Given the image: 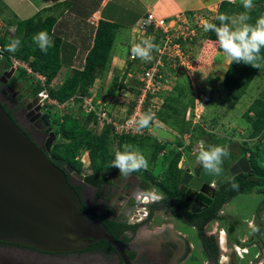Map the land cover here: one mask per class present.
<instances>
[{
  "label": "rangeland",
  "instance_id": "obj_1",
  "mask_svg": "<svg viewBox=\"0 0 264 264\" xmlns=\"http://www.w3.org/2000/svg\"><path fill=\"white\" fill-rule=\"evenodd\" d=\"M228 1L238 2L244 0ZM20 2L23 3L22 1ZM254 5L255 0H252L251 7ZM248 10L249 8H247L246 11ZM5 11L6 10L0 3V16L3 15L1 20L4 23L0 26V36L4 33L13 32L11 29V20H5L7 19L4 17V15H7L4 14L6 13ZM217 11L218 7L214 10L197 13V17L191 18V22H188V24L197 28L196 32H198L197 36H199L197 41H192L190 52L184 53L185 57L182 59L184 63L191 60V69H163L164 78L168 81L167 88L164 87V91L162 92V96H165L163 104L156 113V120L153 122L149 121L152 126L149 128L150 132L148 136H144V138L140 139V142L133 144V148L138 149L148 161V167L141 168L140 171H149L152 173L156 178L157 184L163 180L167 164L175 153H180L178 162V167H180V165L183 166V164L190 162V160H194L193 158H196L201 147L203 148V146H205L203 142L201 147L198 144V141H201L198 135L199 127L203 128L204 133L208 135V144L226 146L229 152L238 153L242 147L244 149L253 150L258 146L260 148V164L264 167V131L262 136L249 139L248 133L250 127L243 116L249 105L256 98L260 97L261 93L264 91V62L260 65L245 92L241 94L240 99L233 103L231 100V103H228L225 97L229 92L224 88L223 84H221L225 68L219 70L221 74H217V70L213 65L215 61L214 57H216V60L218 56L223 58L224 60L222 61L226 68L230 60L224 55L223 49L219 43H206L203 36V24H200L202 25L201 27L198 26L202 20L211 22L216 17ZM37 14L39 13L33 16L31 15L29 18L35 17ZM238 16L239 14L235 13L231 18L235 19ZM25 19H28V17ZM201 35L203 37H201ZM117 36L115 42L117 41ZM140 42L141 40H139V43ZM136 43H138V40H136ZM12 53L13 52H10V54ZM150 55L151 59H145L147 62H151L154 59L153 51H151ZM2 59H6V57H2ZM143 66L136 64V74L141 71L140 68ZM66 75L65 69H61L50 86L56 89ZM111 78L112 83L110 86L107 85L109 88V91L106 92L107 94H103V92L101 94L99 93V90L103 87L100 81L97 82L95 86L97 87L95 88L96 90L91 91V93L103 101H106L109 96L114 97L118 92L119 78H115L113 75H111ZM29 80V82L36 85L33 79L29 78ZM176 86L182 87V91L178 92L180 93L178 96H175ZM132 88L133 92L129 91L130 89L128 88L131 95L124 96L126 100L121 102L117 107V113L120 117H124L128 114L131 103L135 98L136 88ZM120 100L121 97L118 101ZM165 100H169V103L165 104ZM42 104L43 108L50 113L53 119L59 120L64 114H72L78 117L80 122L83 121L80 116L83 114L80 103H75L73 101L71 103H66L61 108L49 106L45 101ZM145 111L148 113L147 109H145ZM95 124L96 126L93 127ZM95 124L90 122L88 128L93 127L97 134L101 133L104 126L98 125L97 123ZM58 141L57 136L56 142ZM158 143L163 144V148L158 152L157 157L152 159L151 154L154 151L155 145ZM79 160L82 163L81 174H91L88 168L89 159L86 151L81 152ZM194 161L196 162L197 160ZM222 168L223 172L217 175L219 182L226 181L230 177L228 172L229 167H227L224 162ZM170 215L171 211L168 209L163 211V213L157 214L158 217L161 216L165 218H168ZM220 215L222 217L219 220L218 229L223 228L227 234L229 233L230 235H228L229 237L227 239V249L221 251V256H224L222 260L223 264H264V202L262 189H256L250 194L232 197L225 204ZM160 221L162 222L164 220L160 219ZM177 226L178 224L175 227ZM250 236L254 237L253 247H240L235 243L237 240L248 243ZM237 243L239 244L241 242ZM233 244L234 247L236 246L238 248H236V250L240 256L239 258H237L236 253L233 252ZM201 258L202 256H199L198 264H204L206 262L205 259L201 260Z\"/></svg>",
  "mask_w": 264,
  "mask_h": 264
},
{
  "label": "flooded vegetation",
  "instance_id": "obj_2",
  "mask_svg": "<svg viewBox=\"0 0 264 264\" xmlns=\"http://www.w3.org/2000/svg\"><path fill=\"white\" fill-rule=\"evenodd\" d=\"M10 68L7 60L0 56V106L39 148L45 150L49 133L54 131L53 118L40 100L36 104L32 102L40 96L33 94L30 82L21 79L18 69L15 68L9 77ZM38 105L40 108L36 109ZM201 167L194 160L180 165L182 175L186 171L192 175ZM76 173L82 175L81 172ZM82 176H89L90 179L85 182L66 173L68 183L80 199L81 208L106 226L132 264H198L199 256H202L201 260L205 259L204 264H223L221 251L227 249L229 236L223 228L218 229L222 210L218 212L217 219L203 220L208 208L213 205L215 193L206 204L196 198L194 189L181 183L179 194L174 197L163 194L156 185L135 173L127 177L114 174L106 181L94 173ZM215 176L216 192L221 182ZM191 180L189 177L188 182ZM140 188L158 190L162 197L145 202L143 194L138 192ZM135 191L142 195L139 200L133 196ZM181 206L186 210H182ZM167 209L171 211L168 218L157 216ZM128 215L135 216L131 224L128 223ZM220 238H223V243ZM236 248L233 246V252L238 255ZM0 264L124 263L105 241H97L85 249L71 252H49L0 241Z\"/></svg>",
  "mask_w": 264,
  "mask_h": 264
},
{
  "label": "trees",
  "instance_id": "obj_3",
  "mask_svg": "<svg viewBox=\"0 0 264 264\" xmlns=\"http://www.w3.org/2000/svg\"><path fill=\"white\" fill-rule=\"evenodd\" d=\"M246 10L247 8L244 7V1L231 2L223 0L218 5L216 17L210 23L220 26V21L217 19L220 14L231 17L233 14L238 13L239 15L246 14L249 17L247 23L255 25L257 19L264 16V0H255V5L250 7L248 11ZM189 15L190 14H188L186 18H188ZM55 22V17L49 16L41 18L39 14L35 17L18 21L12 33H4L0 36V47L3 52L0 56L6 57L8 66L12 67L9 56H13L26 62L34 72L43 75L46 79L44 89L48 97L56 100L59 104L68 103L70 99H73L75 103H80L81 99L79 97L89 94V90L93 86L94 81L101 75H104V71L108 67L118 24L106 16L99 18L93 36L92 47L88 50L81 69L73 70L56 89H53L50 84L57 76L61 66L68 60L66 58L67 48L71 51L72 47L67 46V43L61 41L59 38H54L51 46L45 53L39 49L38 45L33 41V37L40 31H46L50 36ZM225 23H228V21H225ZM203 36L209 43H218V37L214 31L204 32ZM203 36L201 35V37ZM15 39H19L21 43L12 55L6 48L7 45ZM153 43L156 45L157 40ZM69 50H67V54L70 53ZM263 62L264 48H261L258 59L255 61V67L250 64H244L242 61L233 62L230 60L221 81V84H223L224 88L229 92L225 97L228 103H231V100L233 103L240 99L241 94L245 92ZM18 70L21 79L29 83V77L24 70ZM31 83L32 82H30V85L32 86L33 94L36 95L43 90L38 83H36V85ZM122 86L123 85L120 84V88ZM176 88L175 96H178V94L180 95L178 92L182 91V87L177 86ZM130 89L133 91L132 87ZM168 103L169 100H165V104ZM131 107L132 105L130 109ZM6 113L8 114V112ZM80 116L83 119L82 122H80L78 117L72 114H64L59 120L53 119L54 133L58 136L59 141H55L49 156L66 161L67 164L79 173L82 170V163L79 160V155L82 151H86L89 159L88 168L91 173L98 174L102 181H106L111 175L120 173L118 169L111 166L116 151H123L127 145L133 147V144L140 142V139L144 138V136H148V134L143 136H115L108 126H104L102 132L97 134L93 128L96 126L93 117L83 114ZM243 116L250 127L248 138L252 139L262 136L264 131V91L261 93L260 97L256 98L249 105ZM90 122L95 125L88 128ZM198 135L205 146L210 145L208 144V135L204 133L203 128H198ZM162 148L163 144L158 143L155 145L154 151L151 154L152 159L157 157L158 152ZM229 153V156L224 160L227 167H230L239 158L246 156L251 172L230 176L226 181L221 182L215 192L213 205L208 208V212L203 220L217 219L218 212L224 208L225 204L232 197L250 194L256 189H262L264 202V167L260 164V148L256 146L251 150L242 147L238 153ZM179 158L180 153L177 152L169 160L164 178L158 184L156 183L155 176L149 171L138 170L133 173L149 180L154 186L156 185L163 194L175 197L176 194H179V184L183 172V169L178 167ZM193 159L196 160V158ZM181 209L186 210L184 206H181ZM221 217L220 215V219ZM200 226L201 224L198 226L199 230ZM201 237L204 239L202 234ZM253 239L254 237L250 236L248 243L238 240L235 241V243L240 247L247 246L249 248L250 246H254ZM237 242L241 243L238 244ZM236 256L239 258L237 254Z\"/></svg>",
  "mask_w": 264,
  "mask_h": 264
},
{
  "label": "water",
  "instance_id": "obj_4",
  "mask_svg": "<svg viewBox=\"0 0 264 264\" xmlns=\"http://www.w3.org/2000/svg\"><path fill=\"white\" fill-rule=\"evenodd\" d=\"M14 69L10 68L9 77ZM39 100L37 96L32 102ZM56 139L51 131L42 150L0 106V241L49 252L77 251L105 241L124 264H132L106 226L81 208L66 173L85 182L90 177L77 174L64 160L49 157ZM228 172L230 176L251 172L247 157L239 158ZM215 181L216 176L202 167L192 175L186 171L180 179L206 204L214 196Z\"/></svg>",
  "mask_w": 264,
  "mask_h": 264
},
{
  "label": "crops",
  "instance_id": "obj_5",
  "mask_svg": "<svg viewBox=\"0 0 264 264\" xmlns=\"http://www.w3.org/2000/svg\"><path fill=\"white\" fill-rule=\"evenodd\" d=\"M221 1L223 0H0V3L6 10L4 14L7 15H4V17L7 19L5 20H11L12 22V31H14L18 21L24 20L26 17L29 18V16L36 13L41 14V18L55 17L56 22L50 35L51 41L54 38H59L67 43V46L72 47L71 51L67 48L70 52L67 54L66 50L68 60L60 68V70L65 69V75L67 74L65 78L73 70L81 69L84 58L92 47L98 19L106 16L117 23L118 29L116 30L115 39L117 34L118 38L116 42L114 40L110 62L104 71L105 76L101 75L97 78L89 91L96 90L97 87L95 86L100 81L103 87L101 86L102 89L99 90V93L108 92L107 85L110 86L112 83L111 75H113L115 78H119L118 92L114 97L109 96L108 99L117 98L115 100L118 101L121 97L120 89L124 88L128 91L131 87H137V77L140 72L136 74V64L145 66L143 63H148L145 59L139 57H136L134 61L129 60V55L132 53L131 48L136 44L139 36L134 28L138 20L147 13H151L157 18H171L180 21L186 19L188 14L214 10ZM2 18L3 15L0 16V26L4 24ZM205 41L208 43L207 40ZM214 58L213 67L217 70L216 73L221 74L219 70L224 68L225 72L226 66L222 61L224 59L220 56L217 60L216 57ZM65 78L63 77L60 84ZM120 84L123 85L121 88ZM94 97L97 98L96 95ZM123 101L125 99L118 101L116 108Z\"/></svg>",
  "mask_w": 264,
  "mask_h": 264
},
{
  "label": "built area",
  "instance_id": "obj_6",
  "mask_svg": "<svg viewBox=\"0 0 264 264\" xmlns=\"http://www.w3.org/2000/svg\"><path fill=\"white\" fill-rule=\"evenodd\" d=\"M195 17H197L196 14H190L188 18L179 21L171 18H157L153 14L147 13L138 20L134 26L135 32L139 35L137 38L138 43L139 40L152 37V42L157 40V48L152 50L154 59L150 63H144L145 66L141 68L138 74L137 93L131 103V109L124 117H120L116 108V103L118 101L112 98H107L106 101L100 100L94 97L89 91L88 95L79 97L81 99L80 105L83 115H91L98 125L110 127L115 136H143L149 134V128L152 126L151 123H149L147 127L137 130V125L135 123L130 125L128 121L130 119L133 121L139 120L140 116L146 113L145 109H147L148 113L153 114V118L150 121L153 122L156 120V113L162 106L165 97L162 96V92L164 91V87L167 88L168 86V81L163 75V69H191V60L184 63L182 59L185 57L184 53L190 52L192 41H197L199 37L197 36L198 32H196L197 28L188 24V22H191V18ZM196 24L198 25L197 22ZM200 24L201 21L198 25L199 27L202 26ZM2 53L0 47V54ZM135 59L136 57L131 53L129 55V60L134 61ZM9 60L12 67L24 70L26 75L33 79L34 83H38V85L43 88V90L38 93L41 104L45 101L49 106L58 108L66 104H59L56 100L48 97L44 89L46 79L43 75L34 72L26 62L13 56H9ZM120 91L121 99H125L124 96L131 95L129 91L124 88L120 89ZM71 102H73V99H70L68 103ZM198 144L201 147L202 141H198ZM221 234H223V232H221Z\"/></svg>",
  "mask_w": 264,
  "mask_h": 264
},
{
  "label": "clouds",
  "instance_id": "obj_7",
  "mask_svg": "<svg viewBox=\"0 0 264 264\" xmlns=\"http://www.w3.org/2000/svg\"><path fill=\"white\" fill-rule=\"evenodd\" d=\"M252 0H244V7L250 8ZM217 19L220 21V26L210 23L207 20H202L204 32L214 31L218 37V43L223 49L225 56L233 62H243L255 67V61L258 59L261 48H264V16L257 19L255 25L247 23L249 17L246 14H240L233 19L225 14H220ZM228 21V23H225ZM33 41L38 45L42 52H47L51 46V38L46 31H40L33 37ZM19 39L12 40L6 50L9 52L16 51L20 45ZM157 48L152 42V37L141 40L131 48L132 55L141 59H151V51ZM152 113H144L139 120H129L131 125L135 123L137 130L148 126L152 120ZM229 150L226 146L206 145L201 148L196 160L210 174L220 175L223 172L222 164L229 156ZM111 166L118 169L122 176H129L131 173L148 167V161L145 156L131 145L125 146L123 151H116ZM143 194V200L147 202L149 199L156 201L161 199L162 193L153 189L149 191L144 188L138 190ZM136 200L140 199L137 191L133 192ZM135 219L134 215H128V223H132Z\"/></svg>",
  "mask_w": 264,
  "mask_h": 264
},
{
  "label": "bare ground",
  "instance_id": "obj_8",
  "mask_svg": "<svg viewBox=\"0 0 264 264\" xmlns=\"http://www.w3.org/2000/svg\"><path fill=\"white\" fill-rule=\"evenodd\" d=\"M221 241L223 242V238L221 239Z\"/></svg>",
  "mask_w": 264,
  "mask_h": 264
}]
</instances>
